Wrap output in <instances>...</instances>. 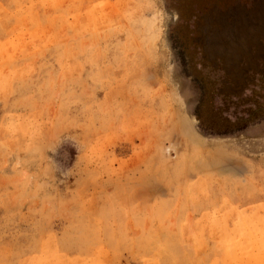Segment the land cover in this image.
<instances>
[{"label": "rangeland", "instance_id": "rangeland-1", "mask_svg": "<svg viewBox=\"0 0 264 264\" xmlns=\"http://www.w3.org/2000/svg\"><path fill=\"white\" fill-rule=\"evenodd\" d=\"M256 3L0 0V264H264Z\"/></svg>", "mask_w": 264, "mask_h": 264}, {"label": "trees", "instance_id": "trees-1", "mask_svg": "<svg viewBox=\"0 0 264 264\" xmlns=\"http://www.w3.org/2000/svg\"><path fill=\"white\" fill-rule=\"evenodd\" d=\"M256 1H257V3H256L257 6H261L264 4V0H256ZM226 14L227 13H224L223 15H226Z\"/></svg>", "mask_w": 264, "mask_h": 264}]
</instances>
